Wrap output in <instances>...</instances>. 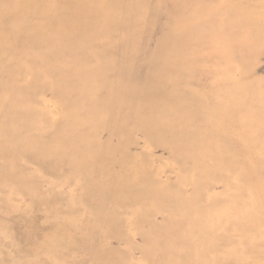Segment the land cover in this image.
<instances>
[{
  "label": "rangeland",
  "instance_id": "1",
  "mask_svg": "<svg viewBox=\"0 0 264 264\" xmlns=\"http://www.w3.org/2000/svg\"><path fill=\"white\" fill-rule=\"evenodd\" d=\"M0 264H264V0H0Z\"/></svg>",
  "mask_w": 264,
  "mask_h": 264
}]
</instances>
